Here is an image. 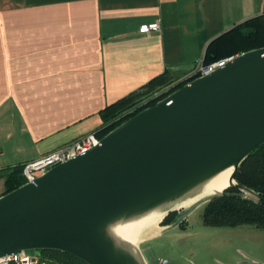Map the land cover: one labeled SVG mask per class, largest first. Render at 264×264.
I'll return each instance as SVG.
<instances>
[{"label":"water","instance_id":"1","mask_svg":"<svg viewBox=\"0 0 264 264\" xmlns=\"http://www.w3.org/2000/svg\"><path fill=\"white\" fill-rule=\"evenodd\" d=\"M263 143L260 46L229 56L123 120L85 152L0 194V256L57 250L85 264H147L136 241L112 228L159 209L158 227L174 212L161 226L169 230L221 195L264 205L263 196L234 178ZM227 168L226 185L207 194L205 183Z\"/></svg>","mask_w":264,"mask_h":264},{"label":"crops","instance_id":"2","mask_svg":"<svg viewBox=\"0 0 264 264\" xmlns=\"http://www.w3.org/2000/svg\"><path fill=\"white\" fill-rule=\"evenodd\" d=\"M261 9L262 0H0V194L12 167L95 132L105 106L151 78L166 74L158 92L186 80L211 39ZM150 21L159 29L138 33Z\"/></svg>","mask_w":264,"mask_h":264},{"label":"trees","instance_id":"3","mask_svg":"<svg viewBox=\"0 0 264 264\" xmlns=\"http://www.w3.org/2000/svg\"><path fill=\"white\" fill-rule=\"evenodd\" d=\"M260 46H264L263 14L245 19L211 39L205 48L203 63L233 56ZM195 76H190L186 80L180 81L159 93V89L168 82L166 74L161 73L151 78L138 89L105 106L100 111L103 124L95 131V134L101 137L123 120L139 110L153 105L157 100ZM142 99L144 101L141 104L127 112ZM234 178L240 184L257 191L264 197V143L256 146L241 161ZM24 181L20 174V165H15L5 173L4 190L1 194L16 188ZM225 192H236V190L228 188ZM173 215V212L168 213L161 221V224H167ZM201 219L202 223L208 226L234 227L242 224H251L264 229V205L236 195H221L202 204ZM39 256L59 264H85L75 257L57 250H41Z\"/></svg>","mask_w":264,"mask_h":264},{"label":"rangeland","instance_id":"4","mask_svg":"<svg viewBox=\"0 0 264 264\" xmlns=\"http://www.w3.org/2000/svg\"><path fill=\"white\" fill-rule=\"evenodd\" d=\"M201 213L199 205L169 230L163 231L161 223L155 231L143 228L136 244L147 264H157L160 258L166 264H264L263 228L208 226Z\"/></svg>","mask_w":264,"mask_h":264},{"label":"built area","instance_id":"5","mask_svg":"<svg viewBox=\"0 0 264 264\" xmlns=\"http://www.w3.org/2000/svg\"><path fill=\"white\" fill-rule=\"evenodd\" d=\"M261 14L264 15V0H262V9ZM159 29V24L157 21H150L141 23L137 27L138 33L147 34L152 31H157ZM228 57L220 58L213 60L208 63H199L194 69L191 76H198L202 74H207L213 69L220 67ZM168 89V88H167ZM164 89L162 91H165ZM161 92V91H160ZM139 104L131 107L127 112L133 110ZM98 136L95 132H88L79 136L69 142H66L59 147L53 149L52 151L43 154L35 159L22 162L20 164V174L24 180L29 179L30 177L40 175L47 168L57 164L58 162L85 152L90 148L97 140ZM167 261L164 258H160L157 261V264H166ZM0 264H59L54 261L42 258L39 255H36L32 252H21L13 253L4 256H0Z\"/></svg>","mask_w":264,"mask_h":264},{"label":"bare ground","instance_id":"6","mask_svg":"<svg viewBox=\"0 0 264 264\" xmlns=\"http://www.w3.org/2000/svg\"><path fill=\"white\" fill-rule=\"evenodd\" d=\"M230 170L231 168H227L218 172L205 183L204 189L205 191H207V194H211L212 191L218 192L219 190H221V188L226 185L227 177ZM191 200L185 201L184 203H182V205L190 203ZM160 217V210L154 209L136 220H131L123 224L115 225L112 228V231L115 235L122 238L123 240L135 242L138 240V235L143 227H148L153 231L159 228L156 223L160 219Z\"/></svg>","mask_w":264,"mask_h":264},{"label":"flooded vegetation","instance_id":"7","mask_svg":"<svg viewBox=\"0 0 264 264\" xmlns=\"http://www.w3.org/2000/svg\"><path fill=\"white\" fill-rule=\"evenodd\" d=\"M182 222H183V221H182ZM182 222H181V223H182ZM181 223H180V224H181ZM180 224H179V225H180Z\"/></svg>","mask_w":264,"mask_h":264}]
</instances>
